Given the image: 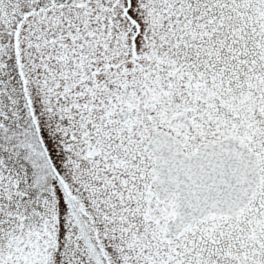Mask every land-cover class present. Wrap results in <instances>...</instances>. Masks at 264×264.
Instances as JSON below:
<instances>
[{"label": "snow or ice", "instance_id": "snow-or-ice-1", "mask_svg": "<svg viewBox=\"0 0 264 264\" xmlns=\"http://www.w3.org/2000/svg\"><path fill=\"white\" fill-rule=\"evenodd\" d=\"M0 264H264V0H0Z\"/></svg>", "mask_w": 264, "mask_h": 264}]
</instances>
